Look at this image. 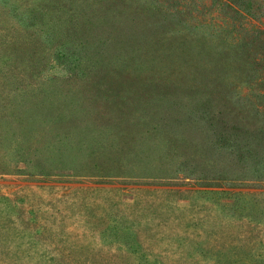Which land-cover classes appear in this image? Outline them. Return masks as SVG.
Returning <instances> with one entry per match:
<instances>
[{
  "label": "rangeland",
  "instance_id": "obj_1",
  "mask_svg": "<svg viewBox=\"0 0 264 264\" xmlns=\"http://www.w3.org/2000/svg\"><path fill=\"white\" fill-rule=\"evenodd\" d=\"M216 1L0 0V264H264V58Z\"/></svg>",
  "mask_w": 264,
  "mask_h": 264
},
{
  "label": "trees",
  "instance_id": "obj_2",
  "mask_svg": "<svg viewBox=\"0 0 264 264\" xmlns=\"http://www.w3.org/2000/svg\"><path fill=\"white\" fill-rule=\"evenodd\" d=\"M216 2V8L213 9V11L208 15L207 19H203L198 12L196 13L195 18L205 23L208 22L213 27L215 32L218 33L217 35H219V37L227 29L228 25H230L231 20H238V22H240V27L243 26L249 29V35L247 40H241L242 37H237V40H233L237 43V47L242 48V50L245 48L248 50H251L252 48H258L260 49L259 58H264V16H260L255 22H251L248 14H252V11L248 10L245 14L241 9L235 8L241 6L246 7V0H217ZM185 3L181 4L178 2L177 7H180L179 4H181V7H184ZM222 7H232V13L229 17H227L226 12L222 11ZM179 13H183L182 9H180ZM238 14H240V17L241 15L242 17L244 16V21L241 22ZM193 18L194 17H191V20Z\"/></svg>",
  "mask_w": 264,
  "mask_h": 264
}]
</instances>
